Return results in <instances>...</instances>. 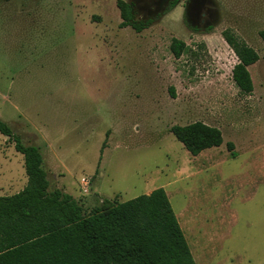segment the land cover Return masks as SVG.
Instances as JSON below:
<instances>
[{
    "label": "rangeland",
    "instance_id": "1",
    "mask_svg": "<svg viewBox=\"0 0 264 264\" xmlns=\"http://www.w3.org/2000/svg\"><path fill=\"white\" fill-rule=\"evenodd\" d=\"M124 1L140 32L119 25L116 0H0V118L86 212L162 187L201 236L196 264L264 263V0ZM225 29L259 55L251 94L232 80ZM172 37L198 56L175 58ZM194 121L223 142L191 155L170 128ZM26 182L0 133V195Z\"/></svg>",
    "mask_w": 264,
    "mask_h": 264
},
{
    "label": "trees",
    "instance_id": "2",
    "mask_svg": "<svg viewBox=\"0 0 264 264\" xmlns=\"http://www.w3.org/2000/svg\"><path fill=\"white\" fill-rule=\"evenodd\" d=\"M116 6L121 27L140 32L148 24L132 21L126 1L116 0ZM258 34L264 42V29ZM221 35L237 57L231 70L235 86L251 94L248 66L258 53L230 29ZM169 49L175 58L198 56L176 37ZM199 49L205 50V44ZM170 131L193 156L223 142L221 130L202 121L173 125ZM0 133L23 155L27 176L21 190L0 195V264H196L164 188L126 201L105 198L86 212L71 194L50 189L37 145L24 144L1 118ZM227 147L234 157L233 144Z\"/></svg>",
    "mask_w": 264,
    "mask_h": 264
},
{
    "label": "crops",
    "instance_id": "3",
    "mask_svg": "<svg viewBox=\"0 0 264 264\" xmlns=\"http://www.w3.org/2000/svg\"><path fill=\"white\" fill-rule=\"evenodd\" d=\"M261 170L262 171H264V167H262L261 168ZM184 210V209H183ZM174 211V210H173ZM185 211V210H184ZM182 212V211H181ZM181 212H178L177 213V217H178V219H180L179 217H180V214H181ZM175 213V212H174ZM176 215V214H175ZM176 217V218H177ZM177 219V220H178ZM180 221V220H179ZM178 221V222H179ZM180 225V224H179ZM182 226V225H181ZM180 226V227H181ZM181 229H182V231H183V234H184V236H185V239H186V241H187V244H188V246H189V249H190V246H191V249H190V252H191V250H192V252H193V254L196 256V257H198L199 255H200V252H199V247H198V241H197V238L199 239L201 236H197V234H195L194 232H191L190 234H188V232H186L185 231V229L183 228V227H181ZM190 243V244H189ZM196 245H197V247H196ZM192 252H191V254H192ZM193 256V255H192ZM193 259H194V257H193ZM195 260H196V258H195ZM194 260V261H195Z\"/></svg>",
    "mask_w": 264,
    "mask_h": 264
},
{
    "label": "built area",
    "instance_id": "4",
    "mask_svg": "<svg viewBox=\"0 0 264 264\" xmlns=\"http://www.w3.org/2000/svg\"><path fill=\"white\" fill-rule=\"evenodd\" d=\"M82 181H84V179H82Z\"/></svg>",
    "mask_w": 264,
    "mask_h": 264
}]
</instances>
